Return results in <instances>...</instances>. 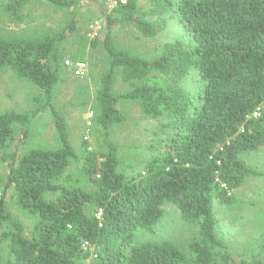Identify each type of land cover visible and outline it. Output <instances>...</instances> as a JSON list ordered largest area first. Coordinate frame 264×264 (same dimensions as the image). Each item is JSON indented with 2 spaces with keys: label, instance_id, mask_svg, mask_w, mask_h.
<instances>
[{
  "label": "trees",
  "instance_id": "1",
  "mask_svg": "<svg viewBox=\"0 0 264 264\" xmlns=\"http://www.w3.org/2000/svg\"><path fill=\"white\" fill-rule=\"evenodd\" d=\"M117 2L104 38L93 42L106 61L95 96L105 151L84 141L81 154L53 104L62 47L78 29L79 0H3L0 6L16 23L31 4L67 13L58 30L0 33V71L41 92L33 111L0 113V161L9 169L0 196V264H264L230 253L218 235L214 205L215 199L231 204V191L262 176L245 158L264 149V0ZM172 21L188 41L166 43L152 60L118 48L111 35L126 24L154 38ZM118 73L129 87L120 95L114 92ZM121 100L164 120L166 138L147 147L152 158L137 173L128 174L130 165L123 166L111 140L113 127L125 121ZM47 111L58 147L30 148L31 125ZM74 165L78 173L70 171ZM10 189L18 209L34 220L33 230L8 206ZM168 205L196 228L188 252L168 240L136 242L139 232L156 235Z\"/></svg>",
  "mask_w": 264,
  "mask_h": 264
},
{
  "label": "rangeland",
  "instance_id": "2",
  "mask_svg": "<svg viewBox=\"0 0 264 264\" xmlns=\"http://www.w3.org/2000/svg\"><path fill=\"white\" fill-rule=\"evenodd\" d=\"M2 3L3 0H0V6ZM114 7L116 5L113 0H79L77 8L81 16L78 29L62 47L60 82L54 90L53 104L65 119L71 143L78 154L83 151L84 141L94 150L105 151L103 130L95 122V96L106 61L101 44L94 48L93 42L96 40L98 44L101 43L106 33V16ZM23 16L22 22H13L0 8V33L6 36H27L46 30H58L66 20L67 13L47 5L31 4L25 8ZM111 35L118 48L148 60L154 59L166 43L189 39L176 21H172L165 32L154 38L144 37L136 27L126 24L115 26ZM67 62H70V66H67ZM77 63L86 65L82 76L76 75ZM128 89L118 73L114 84L115 94H123ZM40 95L39 89L29 81L17 78L11 71H0V113L33 111ZM119 108L125 121L113 127L111 140L120 148L123 166L130 165L128 174L137 173L152 158L147 147L166 138V132L161 128L164 120L146 117L138 103L121 100ZM29 140L30 148L58 147L51 112L47 111L36 117L31 125ZM15 146L16 143L10 146V152ZM245 160L262 176L250 177L242 187L231 191L233 201L229 205L221 204L215 199L218 235L236 259L250 261L255 258L264 262V149L247 156ZM70 171L78 173L79 168L74 165ZM8 174V166L0 161V196ZM6 201L14 216L29 230H33L34 220L18 209L13 189L9 190ZM195 236L196 228L182 220L177 207L168 205L164 207V216L158 224L156 235L139 232L136 242L140 244L168 240L188 252L189 243ZM3 251L5 262L6 251Z\"/></svg>",
  "mask_w": 264,
  "mask_h": 264
},
{
  "label": "built area",
  "instance_id": "3",
  "mask_svg": "<svg viewBox=\"0 0 264 264\" xmlns=\"http://www.w3.org/2000/svg\"><path fill=\"white\" fill-rule=\"evenodd\" d=\"M126 0H122V2H125ZM114 4L117 5V0H113ZM67 66H70V62H67ZM75 69H76V75L77 76H82L85 74V71H86V65L85 64H82V63H77L75 65ZM255 116H258V112L255 114ZM83 249L85 251H88L89 249V244L88 243H85L84 246H83ZM93 257H97L95 254H93Z\"/></svg>",
  "mask_w": 264,
  "mask_h": 264
}]
</instances>
